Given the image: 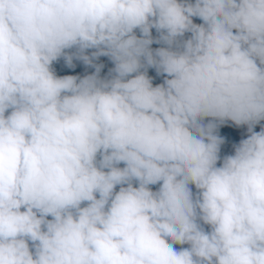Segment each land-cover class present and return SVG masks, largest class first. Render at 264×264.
<instances>
[{
	"label": "clouds",
	"instance_id": "clouds-1",
	"mask_svg": "<svg viewBox=\"0 0 264 264\" xmlns=\"http://www.w3.org/2000/svg\"><path fill=\"white\" fill-rule=\"evenodd\" d=\"M261 121L264 0H0V264H264Z\"/></svg>",
	"mask_w": 264,
	"mask_h": 264
},
{
	"label": "trees",
	"instance_id": "trees-1",
	"mask_svg": "<svg viewBox=\"0 0 264 264\" xmlns=\"http://www.w3.org/2000/svg\"><path fill=\"white\" fill-rule=\"evenodd\" d=\"M194 23H202L199 21L198 18H193ZM136 35L139 37L140 33L139 30H136ZM152 35L155 38L157 36V33L155 32V29L152 30ZM190 34H186V37ZM161 45L153 44L151 47L153 49L160 47ZM66 51H73V50H66ZM74 67L69 68L66 66L65 61L63 58L59 59L58 61L53 63V70L58 76H63V75H77V66L75 60H73ZM114 67V64L112 68ZM148 75L153 79V84L154 86L156 84H160L163 82V79L165 78L164 76H157L155 69L149 68L148 69ZM103 78V77H102ZM207 122V120L205 121ZM261 126H264V121H261L260 124L256 125L254 128V131H260ZM247 128L246 125L236 127L234 124H232L231 121L225 122V124L221 125L217 129V134L222 135L225 137V143L221 145V151H220V156L223 158L225 155H231L234 154V147L233 145L238 144L241 139H246L248 134H245L244 136L239 134L240 129H245ZM123 167V165H120ZM153 190H155L158 185L151 186ZM118 190V188H117ZM193 191H195L193 187ZM180 247V246H177ZM186 247V246H185Z\"/></svg>",
	"mask_w": 264,
	"mask_h": 264
},
{
	"label": "rangeland",
	"instance_id": "rangeland-1",
	"mask_svg": "<svg viewBox=\"0 0 264 264\" xmlns=\"http://www.w3.org/2000/svg\"><path fill=\"white\" fill-rule=\"evenodd\" d=\"M92 51H95V50L94 49L86 50L85 54L91 55ZM75 62H76V66H77V75L80 76L81 78H83V76H85V75H91L95 72V69L93 67L84 65V63L82 61L75 60ZM93 63L104 65V67L101 69V72H100L101 78L106 77L108 75L109 69H111L113 66V63L111 62V60L108 57H103V56L94 60ZM239 134L242 136H244L245 134H248L247 128L240 129ZM49 219H50V217H49Z\"/></svg>",
	"mask_w": 264,
	"mask_h": 264
}]
</instances>
